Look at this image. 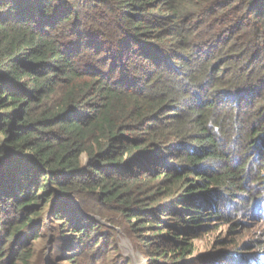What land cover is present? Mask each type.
Instances as JSON below:
<instances>
[{
	"label": "trees",
	"instance_id": "trees-1",
	"mask_svg": "<svg viewBox=\"0 0 264 264\" xmlns=\"http://www.w3.org/2000/svg\"><path fill=\"white\" fill-rule=\"evenodd\" d=\"M104 208L168 264L208 221L264 224V0H0V264L47 214L96 264Z\"/></svg>",
	"mask_w": 264,
	"mask_h": 264
},
{
	"label": "rangeland",
	"instance_id": "rangeland-1",
	"mask_svg": "<svg viewBox=\"0 0 264 264\" xmlns=\"http://www.w3.org/2000/svg\"><path fill=\"white\" fill-rule=\"evenodd\" d=\"M90 203L93 206L92 202ZM104 209L107 217H113L115 224L92 215L99 224L97 230L105 232L103 238L106 239L102 247L94 248L92 244L91 258L98 254L99 249L102 250L101 253L99 252L102 258L96 261V264L169 263L166 259H158V262L150 261L153 258L147 254V245L151 243L168 251L167 247H164L166 241L163 238L152 237L155 230L133 232L131 225L117 211ZM232 214H228L225 220L214 219L204 223V229L198 235L196 234L197 236L192 238L190 236L191 242L195 245L197 257L186 264H224L221 259L229 255L243 257L258 251H252V249L264 243V224H258L261 218L255 221L253 217L242 215V213ZM45 218L46 227L39 230V238L27 243L29 256L32 257L30 264H89L90 257L83 258L77 242L67 238L72 237L68 232L69 225L54 219L52 214H47ZM63 230L66 231L59 236V232ZM141 235L147 236V240H144ZM70 261L74 262L70 263Z\"/></svg>",
	"mask_w": 264,
	"mask_h": 264
}]
</instances>
